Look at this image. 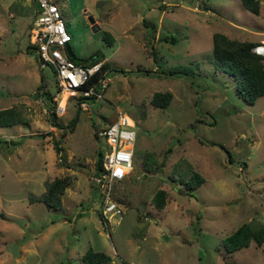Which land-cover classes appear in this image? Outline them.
<instances>
[{
	"label": "rangeland",
	"instance_id": "obj_1",
	"mask_svg": "<svg viewBox=\"0 0 264 264\" xmlns=\"http://www.w3.org/2000/svg\"><path fill=\"white\" fill-rule=\"evenodd\" d=\"M260 4L255 14L240 0H59L71 57L102 53L112 80L78 113L75 97L61 115L53 98L52 125V100L41 99L54 96L55 75L29 40L34 0H0V108L19 105L26 120L0 126V264H83L90 246L111 256L106 264H264V241L219 247L241 223H264V95L247 103L212 54V33L229 19L264 31ZM165 90L173 96L161 109L150 98ZM118 110L134 120L136 137L132 170L112 184L123 213L105 224L91 175L107 147L97 131ZM191 167L205 178L195 188L186 186ZM66 173L75 178L61 206L37 200ZM158 188L168 193L161 211L152 203Z\"/></svg>",
	"mask_w": 264,
	"mask_h": 264
},
{
	"label": "built area",
	"instance_id": "obj_2",
	"mask_svg": "<svg viewBox=\"0 0 264 264\" xmlns=\"http://www.w3.org/2000/svg\"><path fill=\"white\" fill-rule=\"evenodd\" d=\"M29 40L37 49L40 67L48 65L53 70L56 81L53 98L60 115L71 97H75L81 109L88 108V100L103 98L112 80L110 69L102 70V61L83 64L68 57L66 47L70 35L55 0H34ZM252 50L264 57V39L254 44ZM134 124L126 112L118 110L116 119L97 131L105 136L107 147L102 153V167L98 170L94 167L91 180L100 191V211L105 224L113 219L118 221L123 213V207L114 198L112 184L132 170Z\"/></svg>",
	"mask_w": 264,
	"mask_h": 264
},
{
	"label": "trees",
	"instance_id": "obj_3",
	"mask_svg": "<svg viewBox=\"0 0 264 264\" xmlns=\"http://www.w3.org/2000/svg\"><path fill=\"white\" fill-rule=\"evenodd\" d=\"M242 5L249 11L258 14L260 12V0H240ZM163 37H159V39ZM166 39V37H164ZM255 44L253 41L242 40L238 38L229 37L223 32L215 31L212 34V54L213 61L220 70H224L230 73L235 81L237 92L240 96L244 98L247 103L252 104L255 99L259 96L264 95V57L253 51L252 46ZM70 55L68 57L73 60V52L70 49ZM146 50L149 54L155 53V47L153 45L146 46ZM94 58L91 60V58ZM104 55L102 53L96 52L93 56L85 58L81 62L83 64H90L97 61H102V70L110 69L111 65L107 60H104ZM74 61V60H73ZM178 68L177 70H179ZM185 71L184 68L180 69ZM173 70H170L169 73H173ZM186 72V71H185ZM43 75H41L40 86H44ZM45 97L41 100L47 102L46 100H52L49 107V112L52 117V125H56L55 119L57 114L55 112V104L53 101V96L50 91L43 92ZM172 92L170 90L165 91H155L151 98L150 102L162 108H165L172 99ZM80 107L77 108V113L79 112ZM77 116H75L71 122L68 124V130H72L75 124ZM26 120L23 116V109L19 105H11L7 107L0 108V126L12 125L16 123H24ZM61 127V126H60ZM62 128V127H61ZM60 136L56 139L54 145L57 153L62 152L61 137L66 134V129H61ZM102 151L97 152L95 160V169H101L102 167ZM61 154V153H60ZM71 167V165H68ZM77 169V168H75ZM189 177L187 178L186 186L188 188H195L197 185L204 182L205 178L203 175L193 169L189 168ZM74 176L71 173H66L61 176H56L51 180L46 182L45 190L37 197V200L43 201L47 206L50 207H59L62 205V195L65 188L70 185ZM167 191L163 188H158L153 196L152 203L157 210L163 209L167 201ZM252 241H255L257 244H261L264 241V223L257 219L251 218L248 221L241 223L237 228L229 233L221 241L219 247L223 246L228 251H233L245 246H248ZM111 259V256L102 251L94 249L93 247H88L81 254V261L83 264H106Z\"/></svg>",
	"mask_w": 264,
	"mask_h": 264
},
{
	"label": "crops",
	"instance_id": "obj_4",
	"mask_svg": "<svg viewBox=\"0 0 264 264\" xmlns=\"http://www.w3.org/2000/svg\"><path fill=\"white\" fill-rule=\"evenodd\" d=\"M55 1L58 3L59 0H55ZM205 7H207L206 10H205L206 12L208 10L212 11V9L209 8V6L207 4H205ZM143 23L147 24L146 20H145V17L143 18ZM94 24H95V22H94ZM97 27H98L97 29L100 28L99 26H97ZM223 27H224L223 28V33H225L229 37H233V36H230V34H234V35H236V36H234L235 38L238 37V39H240L239 38L240 34H247V35H250V38H247L246 40L253 41V42H255V44L258 43L259 41H261L262 39H264V31L258 32V31H254V30H251V29H247L246 27L241 26L237 22V20H235V18L227 20L225 22V24H223ZM244 31H247V32H244ZM104 60H106L105 57H104Z\"/></svg>",
	"mask_w": 264,
	"mask_h": 264
},
{
	"label": "water",
	"instance_id": "obj_5",
	"mask_svg": "<svg viewBox=\"0 0 264 264\" xmlns=\"http://www.w3.org/2000/svg\"><path fill=\"white\" fill-rule=\"evenodd\" d=\"M89 19H90V22H91L92 25H93V28H94V29H97L98 27H97L96 24H94V19H93L91 16H89ZM66 52L68 53V55H70L69 48H68V44H67V47H66ZM93 59H94V58L92 57L91 60H93Z\"/></svg>",
	"mask_w": 264,
	"mask_h": 264
},
{
	"label": "bare ground",
	"instance_id": "obj_6",
	"mask_svg": "<svg viewBox=\"0 0 264 264\" xmlns=\"http://www.w3.org/2000/svg\"><path fill=\"white\" fill-rule=\"evenodd\" d=\"M62 103H63V101H62Z\"/></svg>",
	"mask_w": 264,
	"mask_h": 264
}]
</instances>
